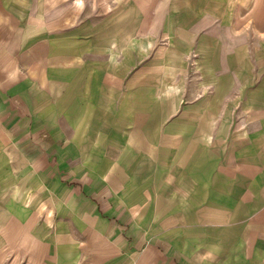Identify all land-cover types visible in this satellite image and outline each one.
<instances>
[{
    "label": "crops",
    "instance_id": "obj_1",
    "mask_svg": "<svg viewBox=\"0 0 264 264\" xmlns=\"http://www.w3.org/2000/svg\"><path fill=\"white\" fill-rule=\"evenodd\" d=\"M0 264H264V0H0Z\"/></svg>",
    "mask_w": 264,
    "mask_h": 264
},
{
    "label": "rangeland",
    "instance_id": "obj_2",
    "mask_svg": "<svg viewBox=\"0 0 264 264\" xmlns=\"http://www.w3.org/2000/svg\"><path fill=\"white\" fill-rule=\"evenodd\" d=\"M148 56V55H147ZM175 81V80H174Z\"/></svg>",
    "mask_w": 264,
    "mask_h": 264
}]
</instances>
